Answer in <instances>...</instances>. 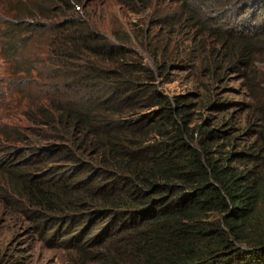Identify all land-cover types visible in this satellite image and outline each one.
<instances>
[{
  "label": "trees",
  "instance_id": "obj_1",
  "mask_svg": "<svg viewBox=\"0 0 264 264\" xmlns=\"http://www.w3.org/2000/svg\"><path fill=\"white\" fill-rule=\"evenodd\" d=\"M89 1L0 0L5 64L20 41L44 37L22 57L27 77L12 79L15 67L4 78L35 90L27 122L0 127L12 142L0 148L3 204L78 264H264V0H122L150 11L142 43L180 36L167 58L191 52L186 68L212 80L237 74L245 137L234 110L224 117L226 97L170 94L156 84L165 62L152 56L153 69L88 26L78 8ZM207 105L224 113L193 120L191 107Z\"/></svg>",
  "mask_w": 264,
  "mask_h": 264
},
{
  "label": "rangeland",
  "instance_id": "obj_2",
  "mask_svg": "<svg viewBox=\"0 0 264 264\" xmlns=\"http://www.w3.org/2000/svg\"><path fill=\"white\" fill-rule=\"evenodd\" d=\"M134 8L136 9H133V7L127 5L122 0H91L86 4V7L83 6L81 8L79 4L78 10L82 11L81 17L88 26L99 30L111 41L121 42L127 47L134 49L141 56L143 62H146L151 68L156 69V63L152 59L154 55L157 56L158 62H165L161 75H157V78L161 82L158 83L155 80L158 87L164 88L170 94L190 91L192 92L191 95H193L198 91L203 93L207 92L206 96L211 95L216 99L226 97L223 101H229L228 108L223 107L225 113L210 105L191 107L190 110L193 112V120L199 118L196 117L198 113H202V115H221L224 113V117H226L231 110H234L237 116V123L243 130L241 133L242 136H250V127L252 126L244 122L245 110H242V105L246 102L247 98L237 74L228 73L225 79L221 81L212 80L210 79L208 71L202 74L197 70V74H195L191 69L186 68L187 63L190 64L196 60H189L191 52H188L184 59L177 58L172 60L171 58H167L163 54V49L171 45L179 49L180 45L184 42V39L180 36L175 37L177 39L175 42L171 40L169 43L170 38L173 37H170L168 34H160L142 43L141 31L143 28L149 26L150 11L148 8H142L138 5H135ZM43 43V36H31L26 40L20 41V47H17L16 51L18 59H12L10 66L0 59V127L4 122H7L15 124L19 128V125H24L27 122L22 118V109L28 103L25 92L31 88L34 91L35 85L25 83L23 85L24 92H15L11 90L9 85H6L4 78L7 77L8 72H11L16 67L17 74L12 79L15 81H23L21 76L26 78L27 73L23 69V66L26 65L23 62L26 61H22V57L24 56L26 58L30 52L35 54L34 52H37ZM198 60L195 66L202 64V60L199 58ZM259 64L262 65L263 62H259ZM38 68L37 66L32 70V75L37 80L41 78L37 73ZM246 126L249 129L247 133L245 130ZM10 143L12 142H7L0 135V148L2 144ZM14 144L17 146L20 145L19 142ZM1 155L2 152L0 151ZM4 182L5 175L0 171V186H4ZM4 188L0 187V256L3 252H7V255H3L4 259L8 257L13 259L9 264H13V262L21 264L19 260L15 261L14 258L18 254L20 256H28L29 264H78L80 258L71 248L64 247L58 239L41 238L31 228V221L17 217L18 213L12 212V208L14 207L3 204L4 200L1 194Z\"/></svg>",
  "mask_w": 264,
  "mask_h": 264
}]
</instances>
